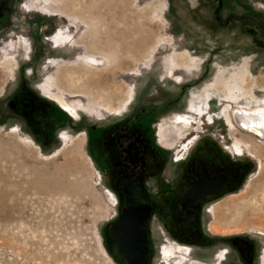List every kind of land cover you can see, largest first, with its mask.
I'll list each match as a JSON object with an SVG mask.
<instances>
[{
  "label": "rangeland",
  "instance_id": "1",
  "mask_svg": "<svg viewBox=\"0 0 264 264\" xmlns=\"http://www.w3.org/2000/svg\"><path fill=\"white\" fill-rule=\"evenodd\" d=\"M66 1H1L0 264H121L106 238L118 203L89 130L137 127L143 109L158 103L164 90L173 94L196 75L199 81L179 103L150 109V127L168 149V168H181L189 152L184 144L197 136L192 146L211 139L247 172L238 187L206 206L200 241L210 244L181 242L155 221L152 264H264V158L240 137L251 135L263 150L264 140L226 119L234 108L250 110L264 98V30L249 19L221 26L216 3L208 0L108 3L95 30L78 16L58 13ZM229 13H252L264 22V0H225L222 18ZM55 34L65 42L58 45ZM98 36L106 41L102 57L103 48L92 45ZM171 57L193 68L176 71L180 81L166 75L165 58ZM54 59L62 62L54 66ZM60 71L78 77L73 91L59 83ZM221 93L233 95L231 111ZM195 94L199 109L208 95L216 102L203 114L191 112V134L166 145L160 125L182 117ZM237 239L248 245L239 248Z\"/></svg>",
  "mask_w": 264,
  "mask_h": 264
},
{
  "label": "flooded vegetation",
  "instance_id": "2",
  "mask_svg": "<svg viewBox=\"0 0 264 264\" xmlns=\"http://www.w3.org/2000/svg\"><path fill=\"white\" fill-rule=\"evenodd\" d=\"M208 1L216 3L214 9L215 16V10L219 6V1ZM221 1L222 6L219 10V16L221 21L225 22L226 18L233 13H229L223 19L221 12L225 7V0ZM57 12L69 17L72 15H80L77 9L71 11L66 8L62 11L57 10ZM80 19L81 18L78 20L82 23ZM57 35L58 34H55L54 38ZM60 37L64 38L60 35L58 39ZM64 39L66 40V38ZM65 40H63V42H65ZM26 46V50H28L29 44L27 42ZM165 59L164 66L166 75L180 81V76L175 72L182 68L186 69L184 66H178L184 58L171 57ZM191 60L193 62L197 60L198 62V59L193 57H191ZM59 62L62 61L58 59L52 61L54 66ZM192 69L186 70L191 73ZM194 70L196 71L197 68ZM199 76L200 75H196L195 79L185 80L184 84H181L180 89L173 94H169L168 90H164L162 93L163 98L158 103L143 109V111L147 110V112L140 116L136 125L137 127L135 128L116 126L112 129L111 127L101 129L94 125L91 126L89 133L91 140L94 141L93 146H95L97 151L95 157L100 165L105 168L107 178L110 179L111 188L114 191L118 203L117 218L110 224L109 228L119 220L123 210L127 208L129 202L143 203L149 206L147 223L153 242H155V240L153 237L152 225L156 221L160 223L173 238L181 242L197 243L202 235L203 214L206 210V206L212 200L205 201L203 196L198 192L193 196L187 195V188H197L198 186V188L210 190L226 188L232 190L239 186L241 176L247 172L246 164L238 165L237 162L225 159V154L221 149L216 147L211 139L210 141H202L200 143L196 141V144L193 146L192 144L197 136L191 139L188 143L184 144L185 150L189 149V152L185 155L184 160L180 164L181 168L177 169V166H175V170L169 169L168 149L157 142L155 132L150 127L152 110L168 109L176 103H179L185 95L184 92H186L191 85L199 81ZM211 88L215 91L217 90L213 85ZM217 91L220 92V90ZM134 93L135 91L130 89L131 98ZM211 95L218 98L217 94L214 92H212ZM211 95H208L205 99L204 110L199 109V106L195 104V102H199L198 94L192 96L187 106V112H184L183 115L181 114L182 117L179 119L187 120L192 124V120L189 119V116H192L191 112L196 111L197 114H203L207 112L211 103L215 104L216 99L213 100ZM221 95L227 102V104L224 103V109L231 111L234 107L229 101L235 102V100H232L223 93H221ZM151 107L154 108L150 111ZM209 119L211 120V117ZM190 134L191 132L188 135ZM97 138L101 139L100 143L96 142L95 139ZM160 140L165 144L168 143L165 137H160ZM156 147L159 148L161 152L157 150ZM206 181L215 182V184H203ZM113 198L115 201V197ZM235 243L240 246L248 245L239 239H237Z\"/></svg>",
  "mask_w": 264,
  "mask_h": 264
},
{
  "label": "bare ground",
  "instance_id": "3",
  "mask_svg": "<svg viewBox=\"0 0 264 264\" xmlns=\"http://www.w3.org/2000/svg\"><path fill=\"white\" fill-rule=\"evenodd\" d=\"M117 1H119L120 3L123 2V0H88V1L87 0H67L66 2H68V4L66 6L69 10H72V8H74V9L77 8L79 10L78 14H80V15H78V17L81 18L89 27L95 28V30H96L97 26H98V22L101 23V22L105 21L104 14L101 13V11H100L101 8L106 6L108 3L117 2ZM117 6H118V4H117ZM98 32H97V34H98ZM95 33H96V31H95ZM102 33L105 34V32H103V31L101 32V34ZM92 38L93 39L95 38L94 34H92ZM117 42L118 41L115 42L116 46H117ZM105 44H106V41H105V39L102 38V36L101 37L98 36V38L96 40H94V42L92 43L94 48L98 47L100 50H101V48H103V50H101V51H103V53L106 52V50H104ZM22 45H23V47H25L24 49L27 48L25 41H22ZM115 51H116V47H115ZM92 60L95 61L94 59H92ZM69 72L65 73L63 71H60L58 74V80H59V83L64 88H66L70 91H73V87H75V83H76V81L73 79V77H76V76L75 75L73 76L74 72H72V73L71 72L69 73ZM61 76H64L63 78L65 79V81L67 83V84H65L66 86L62 83ZM76 78H78V77H76ZM78 80H77V82H78ZM99 81L100 80H98V83H99ZM95 85H96V82H95ZM98 85L99 84H97L96 86H98ZM84 86H85V84H82L79 86L78 89H81ZM44 91H45V89H44ZM230 92H232V90ZM235 92H237L236 94L239 95L238 91H235ZM231 94H233V93H231ZM232 99H234V98H232ZM189 119H191V118H189ZM226 119H227L228 123L230 125H232V127L237 126L241 130H243L244 132H246V133L248 132V133L256 136L257 138L264 140V98L261 100V102L259 103L258 106H256L255 108H252L250 110L245 109L243 107L234 108L232 115L231 114L226 115ZM191 127H192V124L189 121L177 118V119L172 120L171 122L160 125L159 134H160L161 138L165 137L167 139L168 143H166V144L173 145V144L177 143L181 138L188 135L190 133L189 130ZM243 135H242L243 137H240V142L247 145L251 149V152L253 154H255V155L258 154L260 157L264 158V150L259 145H257L256 141L253 140L252 136L248 135V134H244V133H243ZM152 245H153V250H154L153 240H152ZM152 263H153V251H152V257H151V264Z\"/></svg>",
  "mask_w": 264,
  "mask_h": 264
},
{
  "label": "water",
  "instance_id": "4",
  "mask_svg": "<svg viewBox=\"0 0 264 264\" xmlns=\"http://www.w3.org/2000/svg\"><path fill=\"white\" fill-rule=\"evenodd\" d=\"M215 10V17L222 26H227L231 20L249 19L253 21L259 28L264 30V22L258 17L245 14H231L225 22L221 21L219 10L222 1ZM215 182L206 181L203 184ZM201 184V183H200ZM231 189L210 190L203 188H187V195H195L200 193L205 201L214 200L217 197L229 192ZM149 217V206L143 203L129 202L127 208L123 210L118 221H116L107 231L106 238L110 250L117 261L121 264H151L153 251L152 238L148 227L147 219ZM209 239L198 241L197 243L210 244ZM239 245V244H238ZM239 248H242L239 245ZM243 251V250H242Z\"/></svg>",
  "mask_w": 264,
  "mask_h": 264
},
{
  "label": "crops",
  "instance_id": "5",
  "mask_svg": "<svg viewBox=\"0 0 264 264\" xmlns=\"http://www.w3.org/2000/svg\"><path fill=\"white\" fill-rule=\"evenodd\" d=\"M1 1H2V0H0V5H1ZM8 1H19V0H8ZM80 20L82 21V19H80ZM60 38H61V37H60ZM85 39H86V37H83V38H82L83 41H84ZM54 40L56 41V43H57L58 45L61 44V43L63 42L62 40H61L62 42H59L60 39H58V37H57V39H56V37H55ZM99 55L102 57V56L104 55V53H103V52H100Z\"/></svg>",
  "mask_w": 264,
  "mask_h": 264
}]
</instances>
